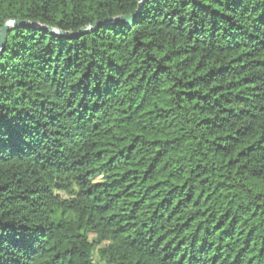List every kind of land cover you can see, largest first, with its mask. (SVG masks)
<instances>
[{
    "label": "trees",
    "instance_id": "obj_1",
    "mask_svg": "<svg viewBox=\"0 0 264 264\" xmlns=\"http://www.w3.org/2000/svg\"><path fill=\"white\" fill-rule=\"evenodd\" d=\"M9 20L41 28L0 51V264H264V0H0Z\"/></svg>",
    "mask_w": 264,
    "mask_h": 264
},
{
    "label": "water",
    "instance_id": "obj_2",
    "mask_svg": "<svg viewBox=\"0 0 264 264\" xmlns=\"http://www.w3.org/2000/svg\"><path fill=\"white\" fill-rule=\"evenodd\" d=\"M116 21H122L125 23H129L131 21V17H121L116 19ZM30 26V27H35L37 29L41 28L39 25H35V24H28L27 22H23V21H14V20H9L7 22H5V24L3 25V27L0 30V51L3 48V45L5 43V39H6V35L7 32L12 29V28H16L18 26ZM97 26V24H93L91 26L85 27L83 29H81L80 31H78L77 33H70V32H61L57 29H52V28H47L46 30L50 31L51 33L57 34L61 37L64 38H70V37H77V36H82L85 33L89 32L91 29L95 28Z\"/></svg>",
    "mask_w": 264,
    "mask_h": 264
}]
</instances>
